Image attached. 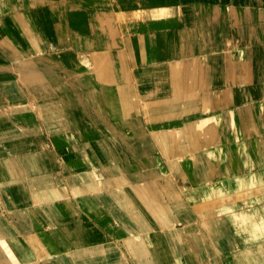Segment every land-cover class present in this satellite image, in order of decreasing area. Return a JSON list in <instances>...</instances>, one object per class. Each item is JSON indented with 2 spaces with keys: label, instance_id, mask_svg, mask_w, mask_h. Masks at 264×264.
<instances>
[{
  "label": "crops",
  "instance_id": "1",
  "mask_svg": "<svg viewBox=\"0 0 264 264\" xmlns=\"http://www.w3.org/2000/svg\"><path fill=\"white\" fill-rule=\"evenodd\" d=\"M96 14L40 44L90 75L96 124L47 108L31 142L0 116V264H264V3H183L112 50Z\"/></svg>",
  "mask_w": 264,
  "mask_h": 264
},
{
  "label": "rangeland",
  "instance_id": "2",
  "mask_svg": "<svg viewBox=\"0 0 264 264\" xmlns=\"http://www.w3.org/2000/svg\"><path fill=\"white\" fill-rule=\"evenodd\" d=\"M73 1L74 0H25L24 3L27 6L20 8L19 5H21L22 0H0V20L5 17L10 18V21H0V29H2L0 30V82L14 81L19 83L26 92V100H28L16 102L18 106L14 108L11 103L9 104L8 101L2 100L0 96V116L3 117V119L0 117V120L2 119L1 121L4 126L10 125L11 121H16L19 124L27 126L34 125L38 133H35L32 139L26 138L27 141H38L42 138V134L39 130L41 127L37 121L42 120V110L47 108L56 111L60 109L64 110L65 108L66 110L68 109V111L75 116L73 120L75 119L78 125L83 123L84 128L87 125L96 124L97 121V118H91L92 113H94L96 117V108L92 107L91 102L92 89L95 90L96 87L86 84L87 81H89L88 78L90 75L87 73L78 74L73 69L60 66L55 54L50 52L44 53L40 45L41 42L43 44L45 40L44 35L50 47L58 42V39L54 36L56 27H68V22L64 20V16L66 11L72 13V8L76 5ZM97 1H99L100 4L96 2L97 6L93 4L90 9L106 11L103 18H105L108 23L112 21L111 25H114L113 21L117 20V30H121L128 21V24H130L126 31L128 32L131 30L130 28H133V32L128 35H132L133 33L144 34L161 29H157L161 23L158 16H152L146 11V7L148 6L143 3L144 1L141 2L143 4L138 0ZM177 1L179 3H175L172 5L173 7H178L180 2H185V0ZM246 1V5L243 6H250L251 4H248L249 0ZM186 2L224 5L230 3L237 4L235 2H238V0H186ZM53 3H56V5ZM256 3V5H262L264 1L261 0L259 3L258 0H256ZM102 4H107L106 8L105 5L102 6ZM99 5L101 6L98 8ZM78 6L76 5V7ZM31 10H33V13H31ZM45 10L46 12L44 13ZM15 13H17V16L14 17ZM121 14L124 15L122 16ZM134 14L136 16H134ZM144 18H147V20H144ZM177 18L178 17H174V20H177ZM172 24L169 22L171 28L177 25V21H173ZM12 29L15 32L13 37L11 36ZM109 30H111L110 27L105 31ZM134 30L137 32H134ZM101 33L103 34L104 32L101 31ZM76 39L74 38L73 40L76 41ZM27 40L29 42L35 40L39 48V50L38 48L36 49L38 52H24V48L30 46L27 44ZM78 40L79 38L77 41ZM51 49L53 50L52 47ZM11 59L13 62H11ZM59 77L67 78L66 84L54 85L53 82H57ZM54 78L56 80H53ZM13 110L17 112V114H14L13 119H11L10 111ZM62 119L63 123L68 124V126L70 125L64 115Z\"/></svg>",
  "mask_w": 264,
  "mask_h": 264
},
{
  "label": "bare ground",
  "instance_id": "3",
  "mask_svg": "<svg viewBox=\"0 0 264 264\" xmlns=\"http://www.w3.org/2000/svg\"><path fill=\"white\" fill-rule=\"evenodd\" d=\"M24 1L25 0H22V2H21V5H19L20 6V8L22 7V8H24L25 6H27V5H25V3H24ZM108 1V0H107ZM106 1V2H107ZM128 1V0H127ZM130 1V0H129ZM137 1V0H136ZM138 1H140V3L142 2V1H144L143 3L144 4H146L148 7H146V11H148L149 12V14L150 15H152V16H158V18H159V20L161 21V23H160V25H159V27H157V29L158 28H161L160 30H157V31H161V30H165V29H171V26L169 25V22L172 24V22L174 21H176V20H174V17H178V15H179V12H180V5L181 4H183V3H188V2H186V0H185V2H180V4L178 5V7H173L172 5H174L175 3H177L178 1L177 0H138ZM180 1V0H179ZM264 1V0H263ZM74 3H76V5L78 6V7H76V5H75V7H73L72 9H73V11H72V13H75L76 11H82V10H90V8H91V5H93V4H96V2H98V4H100L99 3V1H97V0H74L73 1ZM105 2V3H106ZM245 2H247L246 0H238V2H235V3H237V4H239V5H246V3ZM258 2L260 3L261 2V0H258ZM108 3V2H107ZM143 3H141V4H143ZM179 3V2H178ZM243 3H245V4H243ZM248 4H251V5H256L257 3H256V0H249V2H248ZM103 5H105V8H106V6H107V4H102V6ZM29 6V5H28ZM96 6H97V4H96ZM101 5H99L98 6V8L100 7ZM92 7H94V6H92ZM125 7H126V5H125ZM172 7H173V9H172ZM71 8V7H70ZM95 8V7H94ZM102 8V7H101ZM124 10V9H123ZM29 11H30V9H29ZM132 11V10H131ZM105 12L106 11H104V10H97V20H98V25H99V28L101 29L100 31H103L104 33H103V35L105 36V38L108 40V41H104L103 39V45H104V47L105 48H110L111 50L112 49H116V48H118L120 45H119V43H120V41H121V36L122 35H127V34H130L131 32H133V28H130L131 30L130 31H126V29H127V27H128V25L130 24H128V21H127V23H126V25L120 30V29H118V31L117 30H115L116 28H115V24H116V21L117 20H114L113 22H114V25H111L112 24V21H111V23L109 22L108 23V21L105 19V18H103V16H105L104 14H105ZM137 12V11H136ZM31 13H33V10H31ZM122 15V14H121ZM124 15V14H123ZM122 15V16H123ZM128 15H129V13H128ZM131 15V14H130ZM134 16H136L135 14H134ZM64 17H66V13H65V16ZM158 18H155V19H158ZM141 20V19H140ZM144 20H147V18H144ZM155 21H157V20H155ZM140 22V21H139ZM144 22V21H143ZM152 22V21H151ZM141 23V22H140ZM144 24H146V23H144ZM144 24H143V26H144ZM3 25V24H2ZM147 25V24H146ZM173 25V24H172ZM108 26V27H107ZM113 26H114V28H113ZM139 26H140V24H139ZM111 28V30H109V31H105L107 28ZM141 27V26H140ZM146 27V26H145ZM148 27V26H147ZM2 28V27H1ZM144 28V27H143ZM149 28V27H148ZM114 29V30H113ZM147 29V28H146ZM0 30H2V29H0ZM145 30V29H144ZM151 30V29H150ZM12 31V30H11ZM141 31V30H140ZM156 31V30H155ZM134 32H137V31H135L134 30ZM26 33V32H25ZM30 35V34H29ZM4 36H5V34H4ZM31 36V35H30ZM18 38V37H17ZM5 40V39H4ZM16 44V43H15ZM35 49V48H34ZM24 50H25V48H24ZM37 51V50H36ZM16 61V60H15ZM7 62V61H6ZM5 67V66H4ZM72 67V66H71ZM73 69V68H72Z\"/></svg>",
  "mask_w": 264,
  "mask_h": 264
}]
</instances>
